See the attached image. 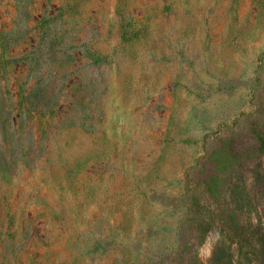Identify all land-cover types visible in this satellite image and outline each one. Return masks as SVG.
<instances>
[{"label": "rangeland", "instance_id": "obj_1", "mask_svg": "<svg viewBox=\"0 0 264 264\" xmlns=\"http://www.w3.org/2000/svg\"><path fill=\"white\" fill-rule=\"evenodd\" d=\"M254 129L264 0H0V264H264Z\"/></svg>", "mask_w": 264, "mask_h": 264}, {"label": "trees", "instance_id": "obj_2", "mask_svg": "<svg viewBox=\"0 0 264 264\" xmlns=\"http://www.w3.org/2000/svg\"><path fill=\"white\" fill-rule=\"evenodd\" d=\"M252 131L256 141L258 142L260 151L264 153V130L254 129ZM256 183H261L260 176L256 178ZM229 223L233 224L234 226L236 225L232 217L229 219ZM233 240L240 244L241 247H244L246 250H248L249 253H257V248L262 247L264 244V235L261 234L257 228H255L253 231L244 229L242 231H234ZM229 261V252L225 249H217L211 264H228ZM193 262V264H201L196 261Z\"/></svg>", "mask_w": 264, "mask_h": 264}]
</instances>
